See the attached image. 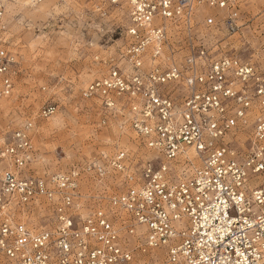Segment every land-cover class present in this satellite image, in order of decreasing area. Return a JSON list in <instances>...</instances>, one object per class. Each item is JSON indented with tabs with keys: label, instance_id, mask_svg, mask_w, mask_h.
I'll return each instance as SVG.
<instances>
[{
	"label": "built area",
	"instance_id": "2783aa9c",
	"mask_svg": "<svg viewBox=\"0 0 264 264\" xmlns=\"http://www.w3.org/2000/svg\"><path fill=\"white\" fill-rule=\"evenodd\" d=\"M98 1L129 24L82 95L143 152L117 143L39 175L34 123L16 128L0 144V264H264V64L206 42L240 30L243 0ZM17 63L0 43V98Z\"/></svg>",
	"mask_w": 264,
	"mask_h": 264
},
{
	"label": "rangeland",
	"instance_id": "374dc122",
	"mask_svg": "<svg viewBox=\"0 0 264 264\" xmlns=\"http://www.w3.org/2000/svg\"><path fill=\"white\" fill-rule=\"evenodd\" d=\"M4 3L0 43L18 63L12 94L0 98V144L32 120L36 151L29 167L39 175L67 170L102 151L110 153L117 143L143 152L112 118L102 123L107 114L97 99L82 95L89 82L109 72L110 60L120 52L129 24L126 6L98 0ZM242 13L237 33L209 36L207 46L218 54L264 64V0H243ZM48 102L57 104V110L42 118L40 110ZM83 184L87 192L95 187L91 179Z\"/></svg>",
	"mask_w": 264,
	"mask_h": 264
},
{
	"label": "bare ground",
	"instance_id": "6f19581e",
	"mask_svg": "<svg viewBox=\"0 0 264 264\" xmlns=\"http://www.w3.org/2000/svg\"><path fill=\"white\" fill-rule=\"evenodd\" d=\"M4 2H5V0H4ZM13 15V14H12ZM3 106L5 105L4 103L2 104ZM119 127V126H118ZM132 149V148H131Z\"/></svg>",
	"mask_w": 264,
	"mask_h": 264
}]
</instances>
